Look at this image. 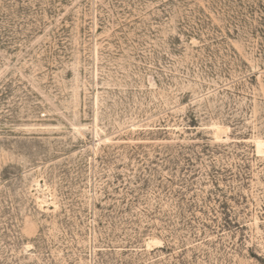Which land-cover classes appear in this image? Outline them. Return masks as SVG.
<instances>
[{
	"label": "rangeland",
	"instance_id": "obj_1",
	"mask_svg": "<svg viewBox=\"0 0 264 264\" xmlns=\"http://www.w3.org/2000/svg\"><path fill=\"white\" fill-rule=\"evenodd\" d=\"M0 264H264V0H0Z\"/></svg>",
	"mask_w": 264,
	"mask_h": 264
}]
</instances>
